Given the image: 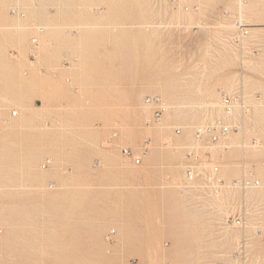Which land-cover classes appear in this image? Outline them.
<instances>
[{
	"label": "rangeland",
	"instance_id": "rangeland-1",
	"mask_svg": "<svg viewBox=\"0 0 264 264\" xmlns=\"http://www.w3.org/2000/svg\"><path fill=\"white\" fill-rule=\"evenodd\" d=\"M242 1L0 0V264H220L242 198L264 232V192L230 184L264 183V0ZM223 93L245 100L235 120ZM148 95L168 104L158 124ZM215 118L236 128L211 148L225 183L206 197L180 184L193 128ZM146 141L139 165L119 150Z\"/></svg>",
	"mask_w": 264,
	"mask_h": 264
},
{
	"label": "built area",
	"instance_id": "built-area-1",
	"mask_svg": "<svg viewBox=\"0 0 264 264\" xmlns=\"http://www.w3.org/2000/svg\"><path fill=\"white\" fill-rule=\"evenodd\" d=\"M174 8L182 7L184 10H190L186 4L187 0H170ZM194 10L197 9L195 5ZM12 13L14 11L11 10ZM235 33L231 40L234 44L243 46L244 38L248 35L249 25L238 18L234 22ZM36 41V40H34ZM221 106L225 112H233V108L240 106L245 108V100L237 93L221 94ZM142 103L152 110V117L149 123L158 124L165 111L168 109L167 103L159 95H148L142 100ZM12 115H16V110L12 111ZM236 128L235 125L227 123L222 118H215L213 121L197 125L193 128L194 141L185 148V162L183 165L184 178L180 186L186 191H195L201 196L210 197L219 192V189L224 186V180L219 176V167L211 156V148L217 146L221 138L226 137L230 131ZM176 134H181L180 127L174 128ZM145 142V141H144ZM150 143L144 144L140 150H135L130 146L119 147L122 155L127 157L134 165H139L142 162V156L146 153L147 146ZM50 164V159L43 162V167ZM230 184L240 190L249 188H258L264 191V183L258 178H254L250 172L243 173L241 178L232 180ZM261 205L255 201H247L245 198L235 205L233 211L229 212L225 221L229 222L230 227L237 228L240 235L235 241L234 248L228 254L226 260H221L220 264H264V251L256 250V241L264 239V232L258 227V224L253 227L251 232H248L251 218L260 210ZM254 211H256L254 213ZM254 213V215H253ZM252 216V217H250ZM114 230H111L107 235V240L112 239ZM264 249V248H263Z\"/></svg>",
	"mask_w": 264,
	"mask_h": 264
},
{
	"label": "bare ground",
	"instance_id": "bare-ground-1",
	"mask_svg": "<svg viewBox=\"0 0 264 264\" xmlns=\"http://www.w3.org/2000/svg\"><path fill=\"white\" fill-rule=\"evenodd\" d=\"M6 2H7V1H6ZM160 2H161V0H160ZM0 3H1V2H0ZM172 3H173V2L170 1V4H171V5H172ZM253 3H254V2H253ZM165 4H166V3H165ZM186 4H187V6L189 7L188 9H190V10H194L193 7H194L195 5H191V4H189V3H188V0L186 1ZM238 4H239V10H238V11H239V14L242 15L243 13H242V11H241V5L243 4V1H242V0H239ZM0 6H1V5H0ZM2 6H4V5L2 4ZM164 6L166 7V5H164ZM172 6H173V5H172ZM165 7H164V8H165ZM3 8H4V7H3ZM159 8H160V7H159ZM1 9H2V8H1ZM1 9H0V10H1ZM4 9H5V8H4ZM197 9H198V6H197ZM197 9H196V10H197ZM158 10H159V9H158ZM249 10H250V9H249ZM12 11H14V13H15V9H14V8L12 9ZM159 11H160V10H159ZM165 12H166V11H165ZM178 12H179V10H178ZM2 13H3V12L0 11V14H2ZM22 14H23V13H22ZM179 14H180V13H179ZM3 15H4V14H3ZM240 17H242V16H240ZM244 21H245V20H244ZM195 22H196V21H195ZM151 23H152V22H151ZM22 24H23V23H22ZM149 24H150V23H149ZM156 24H157V26H159V25L161 24V22L159 21V24H158V23H156ZM246 24L250 26L249 28L252 27L251 23H247V22H246ZM23 25H24V24H23ZM24 26H26V25H24ZM28 26H29V25H28ZM34 26H35V25H34ZM150 26H151V25H150ZM224 26H225V25H224ZM231 26H232V24H231ZM17 27H18V26H17ZM17 27H16V29H17ZM3 28H4V27H3ZM10 28H11V27H10ZM18 28H19V27H18ZM149 28H151V27H149ZM14 29H15V28H14ZM19 29H20V32H21V28H19ZM22 29H24V28L22 27ZM15 31H16V30H15ZM12 32H13V31H12ZM222 35H223V34H222ZM34 40H36V41H34ZM225 40H226V39H225ZM263 41H264V40H263ZM31 42H32V43H36V42H37V39H36V38H32ZM226 45H227V44H226ZM232 52H233V51H232ZM233 53H234V52H233ZM230 85H231V84H230ZM14 99H15V98H14ZM18 99H19V98H18ZM15 100H16V99H15ZM142 100H143V99H142ZM140 101H141V100H140ZM217 102H218V101H215L216 104H217ZM198 103H199V102H198ZM215 103H212V104L214 105ZM142 104H143V103H142ZM216 104H215V105H216ZM143 105H144V104H143ZM167 105H168V104H167ZM144 106H145V105H144ZM210 106H211V105H210ZM219 106H220V105H219ZM259 109H260V108H259ZM235 110H236V109H235ZM237 110H238V109H237ZM237 110H236V112H233V113H232V112H231V113H227V112H225V113L227 114L226 116H231L232 119L235 120V119L237 118V117H236V115H237V113H238ZM261 110H262V109H261ZM261 110H260V112H261ZM256 112H257V110H256ZM258 112H259V111H258ZM210 113H211V112H210ZM260 114H262V112H261ZM11 115H12V113H11ZM16 115H17V111H16ZM12 116H13V115H12ZM14 116H15V115H14ZM223 116H224V115H223ZM259 116H260V115H259ZM166 117H167V116H166ZM263 117H264V116H263ZM263 117H262V118H263ZM263 119H264V118H263ZM258 120H259V119H258ZM160 121H161V120H160ZM227 121H228V119H227ZM259 121H260V120H259ZM233 122H234V121H233ZM261 122H262V124H263V121H260V124H261ZM159 123H160V122H159ZM207 123H208V122H207ZM204 124H205V123H204ZM199 125H201V124H199ZM174 133H175V131H174ZM175 134H176V133H175ZM177 135H179V134H177ZM192 136H193V132H192ZM193 140H194V137H193ZM233 143H234V141H233ZM231 144H232V143H231ZM223 145H224V142H223ZM223 145H222V146H223ZM234 145H235V144H234ZM234 145H233V146H234ZM244 145H245L244 143H243V144L241 143V146H244ZM224 146H225V145H224ZM229 146H230V145H226V147H229ZM220 147H221V146H220ZM123 156H124V155H123ZM124 157H125V156H124ZM126 158H127V157H126ZM127 159H128V158H127ZM128 160H129V159H128ZM130 162H131V161H130ZM131 163H132V162H131ZM132 164L134 165V163H132ZM37 169H38V168H37ZM183 178H184V174H183ZM182 181H183V179H182ZM182 181H181V182H182ZM173 182H175V181H173ZM227 186H228V185H227ZM43 187H44V186H43ZM43 187H41V188H43ZM228 188H229V186H228ZM228 188H227V189H228ZM230 188H231V187H230ZM260 190H262V189H260ZM225 191H226V189H225ZM233 191H234V190H233ZM258 191H259V190H258ZM262 191H263V190H262ZM263 192H264V191H263ZM219 193H220V192H219ZM219 193H216L217 196H218ZM219 195H220V194H219ZM226 195H227V194H226ZM228 195H230V194H228ZM222 196H224V195H222ZM219 197H220V196H219ZM219 197H217V198H218L217 201H218V200H219V201L221 200V199H219ZM232 197H233V196H231V198H232ZM262 197H263V198H262ZM262 197H261V198L264 199V196H262ZM225 198L227 199V198H229V197L227 196V197H225ZM257 198H258V197H257ZM215 199H216V197H215ZM215 199H214V200H215ZM222 199H223V198H222ZM226 199H225V201H227ZM232 199L234 200V198H232ZM255 199H256V198H255ZM259 199H260V196H259ZM262 199H260V200H262ZM256 200H257V199H256ZM260 200H259V201H260ZM221 201H222V200H221ZM254 201H255V200H254ZM257 201H258V200H257ZM263 201H264V200H263ZM214 202H215V201H214ZM222 202H223V204H224V201H222ZM232 202H233V201H232ZM218 203H220V202H218ZM227 203H228V201H227ZM259 203H261V202H259ZM262 203H263V202H262ZM228 204H229V203H228ZM228 204H227V205H228ZM219 205H220V204H219ZM221 205H222V203H221ZM221 205H220V207H221ZM230 205H232V204L230 203ZM261 205H263V204H261ZM222 206H223V205H222ZM224 206H226V205H224ZM224 206H223V208H224ZM228 206H229V205H228ZM228 206H226V208H228ZM220 207H219V209H220ZM216 208H218V207L216 206ZM223 208H222V209H223ZM263 209H264V208H263ZM220 210H221V209H220ZM224 212H226V211H224ZM226 213H227V212H226ZM252 222H254V221H252ZM250 227H251V226H250ZM253 227H254V226H253ZM227 228H228V227H227ZM228 229H229V228H228ZM226 230H227V229H226V227H225L224 230H223L222 232H226ZM226 233H227V235H228L229 232H226ZM222 234L225 235L224 233H222ZM227 235H225V236H227ZM225 236H222L221 238L219 237V240L222 239V238L225 237ZM237 236H238V235H237ZM237 236H236V238H238ZM234 237H235V236H234ZM234 237H233V238H234ZM106 238H107V237H106ZM221 242H222V244H227V240H226V239H224V240L221 241ZM233 248H234V247H233Z\"/></svg>",
	"mask_w": 264,
	"mask_h": 264
}]
</instances>
